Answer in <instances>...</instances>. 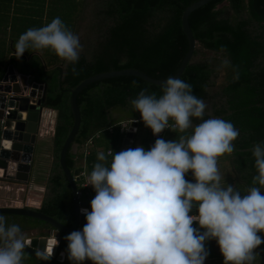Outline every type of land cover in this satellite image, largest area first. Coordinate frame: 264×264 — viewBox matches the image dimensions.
<instances>
[{"label": "trees", "instance_id": "trees-1", "mask_svg": "<svg viewBox=\"0 0 264 264\" xmlns=\"http://www.w3.org/2000/svg\"><path fill=\"white\" fill-rule=\"evenodd\" d=\"M193 1L0 0V77L8 64L17 73L32 76L33 80L45 85L42 106L55 110L48 143L49 166L35 210L64 225L72 221L71 190L58 164L59 149L72 124L69 90L84 78L109 70L132 68L157 79L171 76L186 50L180 15ZM56 17L79 37L82 51L78 62L62 60L51 49L29 48L17 58L14 45L19 36L29 28L45 26ZM187 21L196 43L178 78L190 83L193 94L206 104L202 119L222 118L238 129L239 136L233 141L235 151L219 157L218 167L225 173L222 185H233L246 194L247 189L254 186L252 178L257 174L251 149L258 142H264V0H209L191 11ZM225 59L229 66L221 68ZM237 73L238 79H234ZM142 89L157 97L163 94L162 85L135 76L103 78L87 84L77 93L79 126L73 138L77 149L72 152L68 148L64 157L70 171L78 168L79 174L83 172L82 178L75 181L76 190L80 189L84 178L88 185V175L94 164L100 162L98 153L107 156L110 151L114 154L131 148L122 146L123 133L118 130L120 121L136 119L134 140L146 151L158 138L178 140L180 135L191 133V129L186 133L164 129L154 136L143 121L137 119L140 113L130 104ZM200 122L201 119L193 118V125ZM39 149L40 145L36 152ZM107 159L110 161L111 156ZM185 178L194 182L191 172ZM88 190L90 200L83 194L79 199L91 211L90 201L95 192L91 185ZM261 190L264 194V189ZM3 215L7 224H18L22 232L36 230L39 236L42 230L49 228L47 223L36 218ZM193 227L199 226L194 222ZM70 233L59 234L57 250L63 253V258L61 261L50 258L56 264H72L64 239ZM258 235L264 239V233ZM213 241L215 239L205 242L209 253L205 261L218 257L224 264L219 247ZM256 251L259 257L254 264H264V243ZM23 264L42 263L26 253ZM83 264H91V261Z\"/></svg>", "mask_w": 264, "mask_h": 264}, {"label": "clouds", "instance_id": "clouds-1", "mask_svg": "<svg viewBox=\"0 0 264 264\" xmlns=\"http://www.w3.org/2000/svg\"><path fill=\"white\" fill-rule=\"evenodd\" d=\"M14 47L17 58L29 48L51 49L70 63L78 62L82 51L79 37L59 17L26 30ZM228 66L227 59L222 61L221 68ZM162 93L157 97L142 89L131 107L154 136L164 129L191 133L178 140L158 138L147 151L137 146L98 153L100 162L87 178L95 192L91 211L81 208L83 228L64 237L68 259L72 264H204L205 242L215 239L224 264H254L264 243L258 235L264 233V142L251 149L254 186L242 194L222 185L218 158L235 151L238 129L222 118L202 119L206 104L180 78H167ZM193 118L202 122L193 125ZM188 172L194 182L185 178ZM194 206L197 214L190 215ZM25 241L20 226L7 224L0 214V264H23ZM59 241L55 238L47 253L35 254L49 260Z\"/></svg>", "mask_w": 264, "mask_h": 264}, {"label": "water", "instance_id": "water-1", "mask_svg": "<svg viewBox=\"0 0 264 264\" xmlns=\"http://www.w3.org/2000/svg\"><path fill=\"white\" fill-rule=\"evenodd\" d=\"M209 0H195L184 7L180 15V27L186 39V50L174 73L169 77L178 78L186 63L191 57L196 40L188 24V15L191 11L204 5ZM114 76H135L143 81L154 85H163L164 79L153 78L141 71L132 68L109 70L93 74L81 80L69 90L68 105L72 116L71 127L64 138L58 152V164L65 175L71 190L73 215L70 225H64L54 218L35 210L30 206H0V214L21 215L39 219L49 225L48 229L42 230L41 234L26 238L25 253L31 255L42 264H56L52 259L41 260L35 253L44 251L54 245V239H59L60 233H68L81 230L85 224V214L80 209H87L86 203L79 200L76 195L75 181L82 178L79 169L70 171L64 162L65 153L68 148L75 152L77 145L73 142L74 135L79 126V110L76 104L77 93L87 84L103 78ZM45 95V85L33 80L30 75L15 72L13 66L8 64L0 77V178L11 183H25L32 173V161L34 146L38 141V131L41 124V117L45 111L42 106ZM141 120L140 114L137 116ZM131 127L122 138V145H130L134 138L137 121H132ZM196 215L195 207L189 213ZM58 244L53 248L52 256L61 261L63 254L57 252Z\"/></svg>", "mask_w": 264, "mask_h": 264}, {"label": "crops", "instance_id": "crops-1", "mask_svg": "<svg viewBox=\"0 0 264 264\" xmlns=\"http://www.w3.org/2000/svg\"><path fill=\"white\" fill-rule=\"evenodd\" d=\"M45 110H49V109L45 108ZM50 119H51V113H44L43 118H42V122H41L42 125L40 124L38 135H37L38 141L34 146V156H33L34 161L32 162V168H33L32 171L35 170L37 163H38V160H39V156H40L39 151L37 150V152H36V149L40 145L39 140H40V137L42 136L41 126L43 127V125H45L46 123H47V126H49ZM50 129H51L50 131L52 133L53 123L51 124ZM134 139L135 138L132 139V143L130 145H122V146L123 147H131L132 146V148H135L137 146V141H135ZM133 140H134V143H133ZM32 173H31V175H32ZM30 178H31V176L28 178V181L25 183H11V182L5 181L3 178L2 179L0 178V204L2 206L23 205L22 198H24V206H27L29 204L34 208L37 207L38 204L40 203V199L30 198V196L33 198H34V196L32 195V193L29 190L30 188L35 189L37 184H34L35 182L33 183V181L29 180ZM38 188H41V187L39 186ZM24 232H27V231H24ZM29 237L30 236H26V238H29Z\"/></svg>", "mask_w": 264, "mask_h": 264}, {"label": "rangeland", "instance_id": "rangeland-1", "mask_svg": "<svg viewBox=\"0 0 264 264\" xmlns=\"http://www.w3.org/2000/svg\"><path fill=\"white\" fill-rule=\"evenodd\" d=\"M49 110L51 111V119H50V124H49V126L51 127V124L52 123L54 124L55 110H51V109H49ZM49 126H47V123L45 125H43V127L41 126L42 136L40 137V140H39L40 149L38 150L40 156H39V160H38V163H37V167L35 168L34 171H32L33 172L32 175L31 174L29 175V177L31 176V178L29 180L33 181V183L35 182L34 184H37L35 189H32V188L29 189L30 192L32 193V195L34 196V198L30 196V198H32V199H40V197H41L40 195H42V192H43V187H42V184H43V181H44L43 178L47 174V168L49 166V151L50 150H49L48 143H50V139H51V136H52V133L50 131L51 129H50ZM126 133H124L123 137L125 136ZM135 134H137L136 130L134 132V135ZM133 143H134V141H133ZM131 148H132V146H131ZM123 150H126V149L123 148ZM79 164H80V166H83V162L82 161H79ZM220 173H221L222 178L225 179V177H224L225 173L221 172V170H220ZM39 186L41 188H38ZM22 203L24 205V198H22ZM23 205H20V206H23ZM0 206H2V205L0 204ZM29 206L32 207L31 205H29ZM36 233H37L36 230H30V231L28 230L27 232H24L23 234L25 235V237L26 236H30L31 237V236H35ZM213 244H215L217 246V248H218V245L216 244V241H213ZM204 264H221V260L218 257H214V258L207 259L204 262Z\"/></svg>", "mask_w": 264, "mask_h": 264}, {"label": "built area", "instance_id": "built-area-1", "mask_svg": "<svg viewBox=\"0 0 264 264\" xmlns=\"http://www.w3.org/2000/svg\"><path fill=\"white\" fill-rule=\"evenodd\" d=\"M131 121H136V119H132V120H129V121H120L118 123L119 132L123 133V135H124V133L128 132V129L131 127V124H130ZM1 125H2V119H0V127H1ZM110 129H111V127H109L107 130L110 131ZM87 144H88V142L85 143V146ZM107 152H109V151H107ZM84 153H86V150H84ZM82 174H83V172L80 173V175H82ZM82 194L86 195L88 197V200H90V193H89L87 181L85 180V178L80 183V189L76 190V195H77L78 198Z\"/></svg>", "mask_w": 264, "mask_h": 264}, {"label": "bare ground", "instance_id": "bare-ground-1", "mask_svg": "<svg viewBox=\"0 0 264 264\" xmlns=\"http://www.w3.org/2000/svg\"><path fill=\"white\" fill-rule=\"evenodd\" d=\"M44 113H51V111H49V110H45V111L43 112V114H42L41 121H42V118H43Z\"/></svg>", "mask_w": 264, "mask_h": 264}, {"label": "flooded vegetation", "instance_id": "flooded-vegetation-1", "mask_svg": "<svg viewBox=\"0 0 264 264\" xmlns=\"http://www.w3.org/2000/svg\"><path fill=\"white\" fill-rule=\"evenodd\" d=\"M54 257V259H55V256H53ZM52 258V257H51Z\"/></svg>", "mask_w": 264, "mask_h": 264}]
</instances>
